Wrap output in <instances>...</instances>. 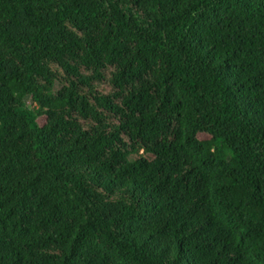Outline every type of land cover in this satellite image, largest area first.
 Instances as JSON below:
<instances>
[{
	"label": "trees",
	"instance_id": "trees-1",
	"mask_svg": "<svg viewBox=\"0 0 264 264\" xmlns=\"http://www.w3.org/2000/svg\"><path fill=\"white\" fill-rule=\"evenodd\" d=\"M0 264H264V0H0Z\"/></svg>",
	"mask_w": 264,
	"mask_h": 264
},
{
	"label": "rangeland",
	"instance_id": "rangeland-1",
	"mask_svg": "<svg viewBox=\"0 0 264 264\" xmlns=\"http://www.w3.org/2000/svg\"><path fill=\"white\" fill-rule=\"evenodd\" d=\"M56 88H57V89L60 88L59 84H56ZM25 102H26V104H27L29 107L33 108L34 103L32 102V99H31L30 97H25ZM38 121H39L40 124H42V123L45 122V118H44V117H39ZM149 157H150V156H149Z\"/></svg>",
	"mask_w": 264,
	"mask_h": 264
}]
</instances>
